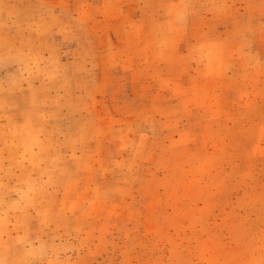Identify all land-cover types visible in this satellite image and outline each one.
<instances>
[{
	"label": "rangeland",
	"instance_id": "374dc122",
	"mask_svg": "<svg viewBox=\"0 0 264 264\" xmlns=\"http://www.w3.org/2000/svg\"><path fill=\"white\" fill-rule=\"evenodd\" d=\"M30 4L83 62V126L35 162L0 264H264V0Z\"/></svg>",
	"mask_w": 264,
	"mask_h": 264
},
{
	"label": "crops",
	"instance_id": "0c3cea01",
	"mask_svg": "<svg viewBox=\"0 0 264 264\" xmlns=\"http://www.w3.org/2000/svg\"><path fill=\"white\" fill-rule=\"evenodd\" d=\"M13 2L17 3L18 0H8L7 5L0 3L2 236L5 231L8 236L15 235L12 227L18 220L24 222L26 228L34 226V204L19 196L21 193L29 196L34 194L35 175L43 179L49 175L47 170L39 167L35 169V162L37 165L41 162L52 163L55 159L47 160L44 148L65 142L67 132L71 136L81 134L83 126L77 106L65 102L69 91H77V82L81 83L75 69L76 78H67V66L80 68L83 62L66 58L65 38L59 36L62 27L51 30L52 38L55 34L57 37L53 42L50 41L49 14L29 10L30 3L35 0L25 1L28 2L27 7L25 4L18 5V10H11ZM28 17L30 22L26 21ZM29 29L31 35L35 36L32 42H27L25 37ZM39 185L41 194H46V185L41 182ZM3 239L11 242V238Z\"/></svg>",
	"mask_w": 264,
	"mask_h": 264
}]
</instances>
